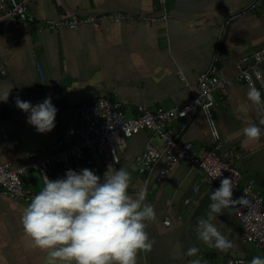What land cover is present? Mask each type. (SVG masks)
I'll use <instances>...</instances> for the list:
<instances>
[{
  "label": "crops",
  "instance_id": "0c3cea01",
  "mask_svg": "<svg viewBox=\"0 0 264 264\" xmlns=\"http://www.w3.org/2000/svg\"><path fill=\"white\" fill-rule=\"evenodd\" d=\"M122 12L135 19L105 21L98 30L89 24L77 29L43 27L49 20L73 14L89 15ZM159 0H36L29 5L25 20L9 28L0 25V96L10 91L8 101H0V161L14 167L30 164L38 152L48 155L51 143L65 138L70 109L82 101L106 96L123 104L126 115L136 114L137 106L174 107L188 101L199 89V75L216 64L219 72L233 77L240 71L244 56L264 46V0H166V20H138L137 16L164 14ZM39 63V65H38ZM264 76V64L262 65ZM256 88L264 101V90ZM246 83L236 82L225 95L216 94L215 120L221 135L241 156L236 161L242 170L241 183L253 182L264 194V137L248 142L243 128L264 119V103L252 104ZM33 105L51 97L56 107L55 127L38 133L27 123L28 113L18 109L15 98ZM173 129L182 141L206 152L214 145L203 112L192 120L182 118ZM151 141L159 149L164 141L149 129L127 139L120 151V163L130 173L129 195L135 197L147 188V202L154 206L157 220L147 227L155 243L150 252H140L137 264H226L228 256L251 260L264 257L262 250L243 238L236 212L229 208L213 223L232 241L233 247L221 252L197 239V221L207 218L213 186L202 180L199 170L187 163L173 167L163 180L158 175L165 161L152 173L139 172L136 157ZM74 171L90 169L101 180L107 171L94 153L72 160ZM57 164L49 179L65 178ZM25 183L37 192L43 177L30 170ZM200 187L194 195L195 186ZM187 198L190 202L185 203ZM30 202L0 197V264H46V253L32 247L25 235L21 216ZM171 219L169 225L165 219ZM199 249L186 255L189 247Z\"/></svg>",
  "mask_w": 264,
  "mask_h": 264
},
{
  "label": "built area",
  "instance_id": "2783aa9c",
  "mask_svg": "<svg viewBox=\"0 0 264 264\" xmlns=\"http://www.w3.org/2000/svg\"><path fill=\"white\" fill-rule=\"evenodd\" d=\"M34 1L36 0H0V25L9 28L25 20L29 5ZM159 2L165 11L162 16H137L136 19L166 20L168 18L166 0ZM130 19L135 17L122 12L99 15L73 14L59 20H49L43 27L59 29L67 26L77 29L82 24H89L100 30L105 21L121 22ZM263 64L264 46L244 56L240 71L233 77L220 74L218 66L213 64L199 75V89L188 101L174 107L158 106L155 110L140 104L132 117L126 115L120 101L106 96L92 97L72 106L66 137L51 143L48 155L39 157L38 152H34L35 159L22 167H14L9 162L0 161V197L7 196L31 202L39 192L25 183L29 171L37 170L42 177L47 175L48 178L57 164L63 167L65 174L68 170L74 171L72 160L82 158L85 148L94 153L98 162L104 163L106 167L112 164L116 168L120 163V151L125 149L127 139L149 129L164 141V148L159 149L148 141L141 154L136 157L139 172L152 173L157 163L164 160L166 165L159 172V180H163L170 169L181 163H187L191 168L199 170L202 180L214 189L220 186V180L224 177L233 178L235 184L233 198H239L247 189L249 203L247 205L236 203L230 208L241 221L244 240L264 253V196L253 182L241 183L242 170L236 165L241 154L221 135L214 112L216 94L225 95L236 82L246 83L250 87L260 85L264 90ZM199 112L204 113L214 139L213 147L203 153L196 151L192 142L180 140L173 129L177 119L190 121ZM114 157L118 158L119 163L115 162ZM221 171L222 176L214 179V174ZM199 191L200 187L195 186L194 195ZM190 200L191 198H187L185 203ZM170 222L171 219H165V224L169 225ZM226 264H250V260L228 256Z\"/></svg>",
  "mask_w": 264,
  "mask_h": 264
},
{
  "label": "clouds",
  "instance_id": "9594fccd",
  "mask_svg": "<svg viewBox=\"0 0 264 264\" xmlns=\"http://www.w3.org/2000/svg\"><path fill=\"white\" fill-rule=\"evenodd\" d=\"M10 91L0 96V101L6 103ZM247 98L256 106L264 103L255 86L250 87ZM15 105L29 114L27 123L38 133L54 129L58 110L50 96L35 105L17 96ZM259 125H264V119ZM243 135L248 142H258L264 137V128L248 123ZM221 176L222 171L217 172L214 179ZM130 180L124 167L117 170L112 164L103 180L87 168L68 170L65 178L56 180L43 175V187L25 207L21 223L32 247L46 253V264H137L138 253L150 252L155 242L146 229L156 222L157 215L146 200V187L135 197L129 195ZM234 189L233 178L221 179L220 186L210 193L207 218L199 219L195 228L198 240L221 252L231 249L233 243L213 221L232 205L249 203L247 189L236 199ZM198 251L189 247L186 255L196 256ZM190 264L201 262L194 259ZM250 264H264V258L254 256Z\"/></svg>",
  "mask_w": 264,
  "mask_h": 264
},
{
  "label": "rangeland",
  "instance_id": "374dc122",
  "mask_svg": "<svg viewBox=\"0 0 264 264\" xmlns=\"http://www.w3.org/2000/svg\"><path fill=\"white\" fill-rule=\"evenodd\" d=\"M263 194V193H262ZM263 196H264V194H263Z\"/></svg>",
  "mask_w": 264,
  "mask_h": 264
}]
</instances>
